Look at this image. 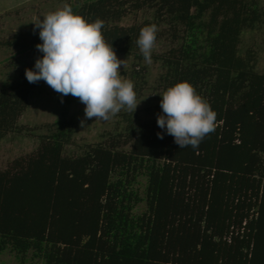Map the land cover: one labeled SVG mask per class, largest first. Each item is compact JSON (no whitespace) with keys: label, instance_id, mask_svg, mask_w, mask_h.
I'll return each instance as SVG.
<instances>
[{"label":"trees","instance_id":"trees-1","mask_svg":"<svg viewBox=\"0 0 264 264\" xmlns=\"http://www.w3.org/2000/svg\"><path fill=\"white\" fill-rule=\"evenodd\" d=\"M70 5L89 22L102 19L105 41L139 61L136 41L151 22L117 21L154 8L174 44L153 55L159 89L191 83L217 127L198 149H180L166 132L157 137L158 103L153 118L134 122L128 113L119 132L65 155L76 122L56 119L34 153L0 171V252L21 260L30 252L43 264H264V72L251 49H238L244 30L264 24V10L256 0ZM143 74L131 71L141 82ZM29 88L0 90V135L14 126Z\"/></svg>","mask_w":264,"mask_h":264},{"label":"rangeland","instance_id":"rangeland-1","mask_svg":"<svg viewBox=\"0 0 264 264\" xmlns=\"http://www.w3.org/2000/svg\"><path fill=\"white\" fill-rule=\"evenodd\" d=\"M73 0H0V90H10L9 85L26 89L30 86L26 104L17 117L10 130L0 135V171L10 166L12 162L23 156L35 152L39 144L40 135L50 133L54 129V121L58 118L72 119L76 127L71 135L69 143L64 146L65 155H76L86 149V145L104 141L109 134L117 133L126 125L124 115L130 113L133 121H146L156 116V105L160 103L163 90L158 87V76L162 72V66L153 55L167 51L173 46L169 34L168 24L154 20V8L131 10L124 15L117 24L128 26L134 23H142L145 20L156 24L158 27L156 44L152 52L151 65H148L144 57L139 61L133 54H125L115 50L119 59L125 60L126 68H120V74L134 83L137 101H141L134 113L122 109L108 121L86 120L85 105L71 95L62 96L55 92L47 83L40 80L29 83L26 69L35 70L34 65L43 53L36 48L42 43L39 37V28L34 23L43 16L70 4ZM264 10V0H256ZM150 24V25H151ZM238 49L244 53L246 49L254 52L256 70L264 72V24H258L252 29L242 32ZM135 67H144L143 79L132 78L131 71ZM63 101V102H61ZM84 120V126L81 121ZM130 145H125L128 150ZM144 178L136 185L142 193ZM144 208V203L137 206V211ZM28 252L24 259H20L14 252L4 250L0 252V264H43L41 259L31 258Z\"/></svg>","mask_w":264,"mask_h":264},{"label":"clouds","instance_id":"clouds-1","mask_svg":"<svg viewBox=\"0 0 264 264\" xmlns=\"http://www.w3.org/2000/svg\"><path fill=\"white\" fill-rule=\"evenodd\" d=\"M33 23L40 29L42 43L36 48L43 57L36 60L35 70H25L29 83L43 80L62 96L78 98L85 105L86 120L108 121L122 109L136 111L141 101H137L134 83L120 74L121 65L126 68L125 60L105 41L102 19L89 22L64 4ZM157 32L156 24L145 26L136 41L148 65L153 63ZM160 96L162 114H157V125L164 131L157 133L159 139L166 132L180 149H198L215 132L217 113L191 83L178 82Z\"/></svg>","mask_w":264,"mask_h":264}]
</instances>
